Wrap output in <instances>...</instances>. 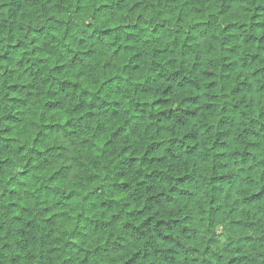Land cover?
I'll list each match as a JSON object with an SVG mask.
<instances>
[{
  "label": "clouds",
  "instance_id": "1",
  "mask_svg": "<svg viewBox=\"0 0 264 264\" xmlns=\"http://www.w3.org/2000/svg\"><path fill=\"white\" fill-rule=\"evenodd\" d=\"M0 264H264V0H0Z\"/></svg>",
  "mask_w": 264,
  "mask_h": 264
}]
</instances>
